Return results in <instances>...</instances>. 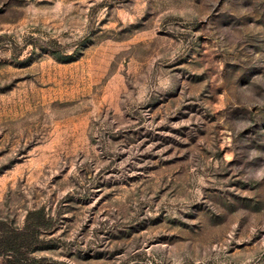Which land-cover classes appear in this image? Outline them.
<instances>
[{"label":"rangeland","instance_id":"obj_1","mask_svg":"<svg viewBox=\"0 0 264 264\" xmlns=\"http://www.w3.org/2000/svg\"><path fill=\"white\" fill-rule=\"evenodd\" d=\"M40 207L34 264H264V0H0V220Z\"/></svg>","mask_w":264,"mask_h":264},{"label":"trees","instance_id":"obj_2","mask_svg":"<svg viewBox=\"0 0 264 264\" xmlns=\"http://www.w3.org/2000/svg\"><path fill=\"white\" fill-rule=\"evenodd\" d=\"M54 225V219L44 207L30 210L23 227H14L0 220V258L3 264H34L31 253L42 243V231Z\"/></svg>","mask_w":264,"mask_h":264}]
</instances>
